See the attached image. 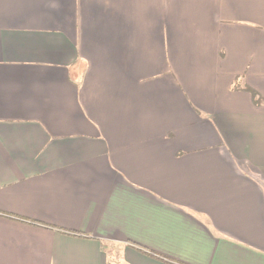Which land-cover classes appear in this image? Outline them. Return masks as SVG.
<instances>
[{
	"label": "crops",
	"instance_id": "crops-1",
	"mask_svg": "<svg viewBox=\"0 0 264 264\" xmlns=\"http://www.w3.org/2000/svg\"><path fill=\"white\" fill-rule=\"evenodd\" d=\"M264 0H0V264H264Z\"/></svg>",
	"mask_w": 264,
	"mask_h": 264
},
{
	"label": "trees",
	"instance_id": "trees-1",
	"mask_svg": "<svg viewBox=\"0 0 264 264\" xmlns=\"http://www.w3.org/2000/svg\"><path fill=\"white\" fill-rule=\"evenodd\" d=\"M248 92L252 95L253 101L256 105H263L264 99H262L256 92L253 90L247 89Z\"/></svg>",
	"mask_w": 264,
	"mask_h": 264
}]
</instances>
